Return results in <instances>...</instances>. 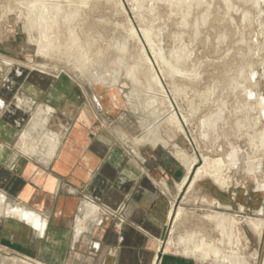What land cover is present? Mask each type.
Wrapping results in <instances>:
<instances>
[{"label":"crops","instance_id":"crops-1","mask_svg":"<svg viewBox=\"0 0 264 264\" xmlns=\"http://www.w3.org/2000/svg\"><path fill=\"white\" fill-rule=\"evenodd\" d=\"M5 54L0 192L6 206L38 215L46 228L42 233L43 226L0 214V245L40 264H196L161 250L170 198L188 173L173 138L162 133L168 145L136 143L140 126L117 96L95 99L68 79L7 61ZM45 114L46 128L59 136L49 159L43 148L22 152L19 142L33 118ZM88 201L99 208L95 215L107 211L101 225L84 207Z\"/></svg>","mask_w":264,"mask_h":264},{"label":"rangeland","instance_id":"rangeland-1","mask_svg":"<svg viewBox=\"0 0 264 264\" xmlns=\"http://www.w3.org/2000/svg\"><path fill=\"white\" fill-rule=\"evenodd\" d=\"M19 1H24V0H9V1L0 0V55H3L4 52H7L8 54L7 55L5 54L6 56L4 57L5 60H12V58H15L19 61L24 62V64L27 67L40 69L41 71H45L48 73H54L55 75L60 76L63 79L64 78L68 79L72 84L78 85V87L87 90L89 94H93L95 96V99H99L100 96L103 97L104 99H107V97H109V90L107 88H100V87L91 88V86L87 84L86 81L80 78L77 72L73 71L71 68L65 65L64 58L61 59L59 57L45 58L40 56L39 54L37 55L36 45L31 43L29 40V36H28L29 27L27 23L23 20L18 19L17 17L16 7H20V9L26 10L22 5H19ZM116 1L119 2V4H116L111 1L106 2L104 0H100L96 9L92 12H88L87 14L88 18L86 19V21L85 22L83 21L80 25L77 26V29H79L78 32H80L79 33L80 36L83 38L85 37V35L87 36L88 34V38H89L88 41L93 45L92 47L93 51H96L99 48L105 50L106 49L105 47H107L108 50L106 49L107 50L106 58H107V64L110 68L113 64L115 57L118 54V52H116L117 50L116 51L114 50L115 49L114 45L122 44V43L123 45L126 44L125 46H127V50L130 52V55L127 56L126 63L128 65L131 64L130 66H133L134 64H136L135 62H137L139 59L137 63L140 64L141 57L139 56L140 55L139 53H140L141 45L137 42L136 39L132 38V35L130 36L129 33L130 31L128 30L129 22L132 24L135 30L140 29L141 26L150 29L152 31L154 44L157 47H161L167 57H170L169 55L173 49L180 50L181 48V50H184L187 48L186 50H184V52L186 51L188 55L185 52L186 57L184 58L182 65L183 67H185V69L186 68L188 69V70L186 69L187 75L189 74V77L191 79L194 78V80H191L189 78L191 80L190 81L186 76L184 77L177 76L179 82L187 83L185 93H182L181 91L177 92L174 99V96L172 95V89L170 87L169 79L167 77L165 78L164 76L162 77V74L158 67H157V73L162 78V83L165 88V91L170 94L178 114L180 116L182 114L184 115L187 114V116L190 118L189 123L185 125V130L189 138L175 132L174 129H171L169 127H164L165 132L163 136L168 141H169L168 139L169 137H171V140L173 138L172 141L179 144L182 148L187 150V152H189L190 154L197 155L198 161L194 166L195 168L194 172L203 163L202 155L208 157L209 159L222 158L227 166L228 165L231 166V169H226L223 174L225 178L228 179L227 187L225 188L221 187L211 177L206 176L200 180H197L192 186V188H190L189 190H188V185H185L180 190V192H177L175 196L170 198L169 209L173 208L174 210H176L178 207H181L183 210V214L176 221H174V216L172 218L169 217L166 226V231L164 237L162 238V243H161L162 252H164L165 248L168 247V250H166V252H172L174 254L185 256V253L183 252L184 247L193 244L192 241L193 239L190 240V242L187 240L188 234L192 230L197 231L198 229H200L202 234L201 238L206 240L211 238H218L219 235L218 232H216L215 230V225L209 222L207 219H205V216L208 214H214L215 212H223V213L225 212L233 216L235 220L238 222V223L236 222L235 231H236V235H238L241 238V243H242L241 252L244 255L245 259L248 261L249 264H264V190H263L264 151L262 150V148H260L257 139H255L253 143H251L250 140L248 139L249 136L253 135L254 133L258 134L263 129L264 114L258 109L255 110L256 109L255 107L253 110L248 111L250 113V114L247 113L246 115L248 119L245 118L244 110L243 112L240 110V108H238L237 110L238 102L234 97L235 90L231 89L233 79L237 77L238 75L237 73H239V70L244 65L245 68L247 67L246 69L252 68V70L255 71L254 72L255 75H253L254 74L253 72H247V75L249 76L250 74L253 73L252 75L249 76V78L251 79L252 83L256 81L255 83L258 84L256 90L258 91L259 94H261L264 97V77H263L264 76L263 75L264 32L262 28L264 26V0H260L259 2H257L258 4L255 2V0H234V1L230 0L232 1L230 4V6L233 5L231 6L232 8L228 4H226L225 1L214 0L215 2L213 3V0H208V1L204 0L203 1L204 5L202 3L198 8H195V10L192 11L193 13L191 12L190 14L191 16L189 15L190 18L189 25H185V26H181L180 16L176 14L173 15L167 3H165L164 1L162 2V0L156 2L157 11L153 13L151 12L148 13L146 9L150 7L155 1L143 0L142 11L143 14H145V17L143 19L136 17L135 15L136 7L133 6L132 0H116ZM7 3H8V7H7ZM240 3L241 5H239ZM226 5L227 8L225 7ZM204 6L206 7L204 8ZM11 7H13V10ZM165 7L167 8V12ZM243 7L245 9H243ZM222 10L223 11L226 10V11L223 12ZM243 10L247 11L248 13ZM5 12L7 13L5 14ZM197 12L198 14L200 13L199 14L200 16L197 14ZM166 13H168V15ZM170 15L172 17H170ZM224 15H226L227 17ZM167 16H169L170 18ZM196 16L199 18H197ZM204 16H208L207 17L208 19L206 18L207 22L205 20L203 23L202 18ZM222 16L224 17L222 18ZM233 16L235 17L233 18ZM229 19L231 20L229 21ZM192 21H194V23ZM175 22L176 23L178 22V24H176ZM196 22H197V26L199 25L198 30H200L199 32L201 33L195 34L193 30L192 25H194ZM202 23L205 24L206 27ZM235 24L237 28L235 27ZM210 27H212V29ZM235 28L238 30H236ZM182 29L184 30L182 31ZM221 29L223 33L221 32ZM214 32L215 34L216 33L217 34L215 35ZM177 33L178 34L183 33V34H180V36H178ZM222 35L224 37H222ZM204 36L208 38L204 40L205 39ZM218 36L219 38L221 37L222 39L223 38L225 39L227 37L225 39L226 41L223 39L224 41L223 42L221 38L220 39L218 38ZM240 36L241 37L243 36L242 39L237 38ZM244 39H246V41ZM191 40L193 41V43L191 42ZM239 40H241L240 41L241 43L238 42ZM24 43H26L25 45L26 47L24 46L25 53L22 50L23 47H21L24 45ZM178 43H180L179 45L181 47L178 45ZM183 43L184 45L185 44L186 45L185 46L182 45ZM207 43L208 45H206ZM215 43H217V45H215ZM244 43H245V47H244ZM220 44L222 45L224 44V45L222 46ZM225 44L227 45L226 47ZM232 45L234 47H232ZM147 51L148 54L152 57L153 52L149 46H147ZM218 51H222V52H219L220 53L219 54ZM224 53H226V55ZM21 54H24V58L22 57ZM246 54H248L249 56ZM238 55L241 58H238L239 57ZM243 57L247 60L245 61ZM241 60L243 61V63ZM249 60H253V63L251 65L252 67L251 66L249 67V65H247V61ZM189 63L192 66H190ZM116 67L117 66H114L113 68ZM224 70L227 71L224 72ZM235 70L237 71L234 72ZM200 73L201 74L203 73L202 74L203 76ZM251 76L253 77L251 78ZM196 78H201V79L197 80ZM220 78L222 79V81L220 80ZM210 82L213 84H211ZM121 83L125 84V86L122 88L124 93L128 92V90H130V82L127 79H125L123 76V78L121 79ZM205 85L207 87H210L211 85L210 88H212V90L214 89L213 90L214 94L211 96V98L213 97L212 98L213 100L215 99L218 100L219 96L220 98L225 97V99L228 100V102H226L225 100L226 106L223 108L224 109L223 119H220V121L217 120L216 129H215L216 131L209 130L210 137L208 139L206 138L204 139V137L201 135L202 127L200 125L203 116L205 114H208L209 111H211L209 110V108L207 109V107H204L205 101H203L204 100L203 93L204 90L206 91L207 88ZM220 86H224V88ZM215 87H217L218 90ZM226 91L230 93L228 94V92ZM115 95L117 96V99L121 103L123 101L125 107L122 106V108L127 113L131 114L134 117V121L136 125L139 127V120L141 116L138 114H134L132 112L130 106L126 104L125 97L122 94H115ZM199 96L201 97L203 96V97L201 98ZM253 96L254 95L252 94L249 95L247 94V98L251 97V99H253L254 98ZM109 99L110 101H113V99H111L110 97ZM192 100L193 103L191 102ZM200 100L201 103L203 102V104L200 103ZM198 106L199 109L197 108ZM162 107H164V105ZM196 111L198 113H196ZM189 113L192 114L189 115ZM257 114L260 116H258ZM254 116L258 118L256 119V117ZM253 117L254 119L252 120ZM237 119H239V123H237L238 122ZM252 121H254L253 122L254 124L252 123ZM248 125H250L251 127L250 126L248 127ZM254 146L255 147L258 146L260 150L258 148H257L258 150L255 149ZM231 147H236L239 149L238 166L234 165V163L231 164L229 161L228 155L229 152L231 151ZM168 150L172 153V150L170 148H168ZM247 160L249 162L252 161L253 167H256L254 171L251 172V170L246 168L245 162ZM258 165H260L259 169H258ZM193 175L194 173L192 174V176ZM246 218H261L263 220V229L261 231V234H256L253 230H251V228L246 224ZM188 256L191 259H193L192 255H188ZM22 259L24 260L28 259L32 263L36 262L33 259L16 254L15 252L11 251V249H8L3 245H0V264H26L21 262ZM193 261H195L196 264H202L198 260L193 259ZM205 264H212V263L206 262Z\"/></svg>","mask_w":264,"mask_h":264},{"label":"bare ground","instance_id":"bare-ground-1","mask_svg":"<svg viewBox=\"0 0 264 264\" xmlns=\"http://www.w3.org/2000/svg\"><path fill=\"white\" fill-rule=\"evenodd\" d=\"M104 1H106V2L111 1V2H114L116 4H119V2H117L116 0H104ZM132 1H133V6L136 7V12H135L136 17L143 19L145 17V14H143V11H142L143 0H132ZM154 1L155 2L153 4L150 3L152 5L146 9V11H148V13L149 12L153 13V12L157 11L156 10V8H157L156 2L159 0H154ZM163 1L165 3H167V5L171 9V12L173 15L176 14V15L180 16L181 19L180 18L179 19L181 20V22H180L181 26H185V25H189V20H190L189 15L191 14V12L193 10H195V8H198L203 3L204 0H162V2ZM221 1H225V3L228 4L229 6L232 2L230 0H221ZM259 1L260 0H255L256 3ZM99 2H100V0H27V1L24 0V1H19V5H22L26 10L20 9V7H16L17 8L16 13H17L18 19L23 20L27 23V25L29 27V29H28L29 40L31 43L36 45L37 55L39 54L40 56L45 57V58H54V57H59L60 59L64 58L65 59V65L67 67L71 68L73 71L77 72L79 74L80 78L83 79L84 81H86V83L89 84L92 88H96V87L107 88L109 90V96L110 97L116 96L115 94H122L125 97L126 104L128 106H130L132 112L134 114H138L141 116V118L139 120V126L141 129V132L135 138L136 143H150V144L162 143L164 145H168V142L162 136V133L165 132L164 127H169L171 129H174L175 132L182 134L185 137L189 138L187 135V132L185 130V125L189 123L190 118L187 116V114L186 115L182 114L181 116L178 114L170 94L165 91V88H164L163 83H162V78L157 73V67H158L160 69L162 77L164 76L165 78L167 77L169 79L170 87L172 89V95L174 96V99H175V95L177 92L181 91L182 93H185L187 83L179 82V80L177 79V76H179V77L180 76L181 77L186 76L188 79L190 78L189 74L187 75V73H186L188 69L186 68L187 69L186 70L185 67H183V65H182L183 64L182 62L184 61L186 54L188 55V53L186 51H185L186 54L184 52V50H186L187 48L184 49L185 48L184 47L183 48L184 50H181V48H180V50L179 49L178 50L173 49L169 55L170 57H167L165 55L163 49L161 47H157L154 44L153 37H152V31L150 29H147V28L141 26L140 29L135 30L134 27L132 26V24L129 22L128 30L130 31L129 32L130 36L132 35V38L136 39L137 42L141 45V49H140V53H139L140 54L139 56L141 57L140 64L137 63L139 61V59L137 62H135L136 64H134L133 66H130L131 64L128 65L126 63L127 56L130 55V52L127 50V46H125L126 44L123 45V43H122V44H115L114 45V48H115L114 50L115 51L117 50L116 52H118V54L116 53L117 56L115 57L112 66L113 67L117 66V67L113 68L111 66V68H110L107 64V58H106V53H107L106 51L108 50L107 47H105L107 50L106 49L102 50L101 48H99L98 50L93 51L92 50L93 45L88 41V39H89L88 34H87V36L85 35V37L82 38L79 34L80 32H78L79 29H77V26L80 25L83 21L85 22L86 19L88 18V16H87L88 12L94 11L96 9V7L98 6ZM214 2L215 1L213 0V3ZM8 3H7V7H8ZM253 3H254V1H253ZM11 5H12V3H11ZM203 5H204V3H203ZM218 5H220V4H218ZM239 5H241V3ZM231 6H233V5H231ZM7 7H5V8H7ZM205 7L206 6H204V8ZM225 7L227 8V5ZM239 7H241V6H239ZM11 8L13 10V7H11ZM243 9H245V8L243 7ZM7 11H8V9H7ZM209 11H211V10H209ZM209 11H208V14H209ZM225 11H223V12H225ZM243 11H245V10H243ZM166 12H167V8H166ZM212 12H214V11H212ZM245 12H247V11H245ZM6 13L7 12H5V14ZM206 13H207V11H206ZM166 14L168 15V13H166ZM169 14H171V13H169ZM197 14H198V12H197ZM222 14H224V13H222ZM224 16H226V15H224ZM224 16H222V18ZM4 17H5V15H4ZM159 17H160V15H159ZM167 17H169V16H167ZM170 17H172V16L170 15ZM207 17L208 16H204L202 18L203 23ZM234 17L235 16H233V18ZM175 18H176V16H175ZM195 18H194V21H195ZM197 18H199V17H197ZM261 18H262V16H261ZM216 19H218V18H216ZM100 20H102V19H100ZM230 20L231 19H229V21ZM194 21H192V22L194 23ZM200 21H201V18H200ZM4 22H5V20H4ZM206 22H207V20H206ZM176 24H178V22ZM203 25L205 26V24H203ZM192 26H193V30H194L195 34L201 33V32H199L200 30H198L199 25L197 26V22ZM200 27H201V25H200ZM235 27H236V24H235ZM210 28L212 29V27H210ZM262 28H263V32H264V26ZM183 30L184 29H182V31ZM236 30H238V29H236ZM221 32H222V29H221ZM238 33H236V34H238ZM82 34H83V32H82ZM180 34H183V33H180ZM180 34H178V36H180ZM214 34H215V32H214ZM226 34H228V33H226ZM229 34H230V31H229ZM235 35H234V37H235ZM240 35H242V34H240ZM220 36H221V34H220ZM222 37H224V36L222 35ZM242 37L240 36L237 38L242 39ZM244 37H246V36H244ZM204 38H205L204 40H206V38H208V37L204 36ZM218 38H219V36H218ZM190 39H191V37H190ZM223 39L221 38L222 41H223ZM178 40H181V39H178ZM244 40L246 41V39H244ZM91 41H92V39H91ZM240 41L241 40H239L238 42H240ZM191 42L193 43L192 40H191ZM179 44L180 43H178V45ZM203 44H204V42H203ZM218 44H219V42H218ZM182 45H184V43ZM206 45H208V43ZM215 45H217V43H215ZM220 45H222V44H220ZM147 46H149L153 52L152 57L148 54ZM226 46L227 45L225 44V47ZM246 46H247V44H246ZM232 47H234V46L232 45ZM244 47H245V43H244ZM215 49H217V48H215ZM247 51H249V50H247ZM219 52H222V51H218V53ZM236 52H238V51H236ZM192 54H193V52H192ZM224 54L226 55V53H224ZM246 55H248V54H246ZM238 58H241V57L239 56ZM216 59H217V57H216ZM246 60L247 59H245V61ZM220 61H218V62H220ZM263 61H264V59H263ZM209 63H211V62H209ZM242 63H243V61H242ZM252 63H253V60L247 61V65H249V67L252 65ZM213 64H214V62H213ZM189 65H190V63H189ZM190 66H192V65H190ZM238 66H239V64H238ZM246 68L244 67V65L241 67V69L239 70V73H237L238 74L237 77L235 79H233L232 85H231L232 86L231 89L235 90L234 97L236 98V101L238 102L237 110H238V108H240V110L242 112L244 110L245 118H247L246 115H247V113H249L248 111L253 110L255 107H256L255 110L258 109L264 114V97L261 94H259L258 91L256 90L257 86H258V84L255 83L256 81L254 83H252L251 79L249 78V76L252 75L255 71H253L252 68H248V69H246ZM195 70H197V69H195ZM226 71L224 70V72H226ZM236 71L237 70H235L234 72H236ZM247 72H253V73L248 76ZM188 73H189V71H188ZM197 74H199V73H197ZM253 75H255V73ZM263 75H264V70H263ZM123 76L125 79H127L130 82V90H128V92H126V93H124V91L122 89L125 86V84L121 83V79L123 78ZM195 77H196V74H195ZM252 77L253 76H251V78ZM226 78H227V76H226ZM196 79L198 80L201 78H196ZM191 80H194V78ZM220 80L222 81L221 78H220ZM211 84H213V83H211ZM219 85H220V82H219ZM224 86H220V87L224 88ZM210 87H211V85H210ZM210 87H207L206 91L204 90V93H203V96H204L203 101H205L204 107H207V109L209 108V110H211L208 112V114H205L203 116V119L200 122V125L202 127L201 135L204 137V139L205 138L208 139L210 137L209 130L216 131L215 130L216 129V122H217V120L220 121V119H223V113H224L223 108L226 106L225 103L228 102V100H226L225 97H222L223 95L221 96L223 99L220 98V96L218 95L219 99L217 97L218 100H216V99L213 100L212 99L213 97L211 98V96L214 94V92H213L214 89L212 90V88H210ZM215 88L218 90L217 87H215ZM225 90H228V89H225ZM226 92H228V91H226ZM229 93L230 92H228V94ZM247 94L248 95L249 94L254 95L253 96L254 98L253 99H251V97L247 98ZM199 97H201V96H199ZM159 99H160V101H159ZM198 99H200V98H198ZM193 100L191 101L192 103H193ZM225 100H226V102H225ZM200 103H201V100H200ZM1 104H2V102L0 101V105ZM201 104H203V102ZM201 104H199V105H201ZM163 105H164V107H162ZM190 105H192V104H190ZM194 106H193V108H194ZM197 108L199 109V106ZM46 112H49V109H47ZM42 113L43 112H41L40 115ZM196 113H198V112L196 111ZM239 113H240V111H239ZM46 114L44 116L37 115L36 117L33 118V120L31 121V124L28 125L29 127H27L23 131L21 139L19 142L20 143L22 142V145H21L22 146L21 150L23 149L22 152H26L30 155L31 154L34 155L37 153V150L39 148L40 149L43 148L46 150V152L44 151L45 154H43L44 152L42 153L43 154L42 158L44 156V159H49L54 154L55 150L57 149V146L59 143V141H58L59 136H58V134H56V133H54V132H52L46 128V125L48 122V116L47 115H49V114H47V115ZM190 114H192V113H189V115ZM259 114H260V112H259ZM258 116H260V115H258ZM192 117H193V115H192ZM254 117H256V116H254ZM254 117L252 118V120L254 119ZM240 118H242V117H240ZM257 118L258 117H256V119ZM242 119H244V118H242ZM237 120H238L237 123H239V119H237ZM247 122H248V120H247ZM253 122L254 121H252V123ZM237 123H236V125H237ZM255 123H257V122H255ZM224 126H226V125H224ZM249 126L250 125H248V127ZM252 128H253V126H252ZM199 129H200V127H199ZM248 139L250 140L251 143H253L254 140L257 139L258 144L260 145V148H262V150L264 151V127L258 134L254 133L253 135L249 136ZM258 144H256V145H258ZM171 146H172L176 156L182 162L186 163L187 164L186 167H188L187 176L182 181V183H180L179 190H181L185 185H188V190H189L190 188H192V186L194 185V183L197 180H200L206 176L211 177L221 187H223V188L227 187L228 179H226L223 174H224L226 169H231V166L230 165L227 166L225 164V161L222 158L209 159L208 157L202 155L203 163L194 172V169H195L194 166L196 165V163L198 161L197 155L196 154H190L185 149L180 148L177 144H172ZM257 148H258V146L255 147V149H257ZM260 148H258V149L260 150ZM38 152H40V151H38ZM238 155H239V149L236 147H231V151L229 152V155H228L229 161L231 164L234 163V165L238 166V164H239V156ZM245 165H246L247 169L251 170V172L254 171V169L256 168V167H253L252 161L249 162L247 160L245 162ZM259 166L260 165H258V169H259ZM193 173H194V175L192 176ZM263 190H264V184H263ZM5 199L6 198H5L4 194L0 192V214H5L7 216H13V217H16L17 219L24 220V221H26L30 224H34L36 226H43L44 225L45 221L41 222L38 215H35L34 213L29 212L27 210H24L23 208H20L18 206H16V207L15 206L13 207L10 205L6 206V200ZM84 207L86 209H88V211L91 213L92 217L96 218L97 215H95V213L98 211V207L95 204L84 203ZM182 214H183V210L181 207H178L176 210H174L173 208L171 209V218L174 216V221L178 220ZM205 219H207L209 222H211L215 225V230H216V232H218L219 237L206 240V239L201 238L202 234H201L200 229H198L197 231L192 230L191 232H189L187 240L190 242V240L193 239L192 240L193 244L187 245L184 247L183 252L185 253V257H189L188 255H192L194 260H198L202 264H205L206 262H211L212 264H249L241 252L242 251V243H241V238L238 235H236L235 229H236V222L237 221L235 220V218L233 216L225 213V212L224 213L223 212H215L214 214L206 215ZM246 224L256 234H261V231L263 229V220L261 218H246ZM166 250H168V247L165 248L164 252H166ZM31 261H33V260H31ZM21 262L26 263V264H40L37 261L32 263L28 259L27 260L22 259Z\"/></svg>","mask_w":264,"mask_h":264},{"label":"built area","instance_id":"built-area-1","mask_svg":"<svg viewBox=\"0 0 264 264\" xmlns=\"http://www.w3.org/2000/svg\"><path fill=\"white\" fill-rule=\"evenodd\" d=\"M0 107H2V106L0 105ZM88 203H91V202L88 201ZM97 212H99V208H98V211H97ZM102 213H103V214L100 215V217L97 216V217L95 218V222H94V223H95L96 225H101L102 222H103L104 217L107 216V215H106L107 211H106V212H102ZM121 221H122V220L119 219V222H118V223H120ZM45 228H46V225H43L42 233L44 232Z\"/></svg>","mask_w":264,"mask_h":264},{"label":"water","instance_id":"water-1","mask_svg":"<svg viewBox=\"0 0 264 264\" xmlns=\"http://www.w3.org/2000/svg\"><path fill=\"white\" fill-rule=\"evenodd\" d=\"M159 256H160V254H159Z\"/></svg>","mask_w":264,"mask_h":264}]
</instances>
